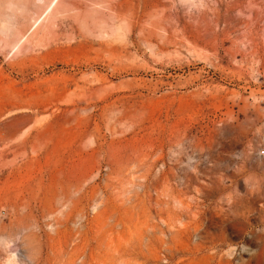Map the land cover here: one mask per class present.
Wrapping results in <instances>:
<instances>
[{
  "label": "rangeland",
  "instance_id": "obj_1",
  "mask_svg": "<svg viewBox=\"0 0 264 264\" xmlns=\"http://www.w3.org/2000/svg\"><path fill=\"white\" fill-rule=\"evenodd\" d=\"M0 264H264V0H0Z\"/></svg>",
  "mask_w": 264,
  "mask_h": 264
}]
</instances>
